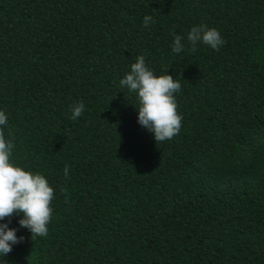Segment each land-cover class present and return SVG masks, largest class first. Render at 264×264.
I'll list each match as a JSON object with an SVG mask.
<instances>
[{"label":"trees","instance_id":"1","mask_svg":"<svg viewBox=\"0 0 264 264\" xmlns=\"http://www.w3.org/2000/svg\"><path fill=\"white\" fill-rule=\"evenodd\" d=\"M201 24L218 51L190 50ZM139 55L181 83L159 144L120 85ZM0 110L10 160L55 190L47 236L0 220L24 237L0 261L264 264V0H0Z\"/></svg>","mask_w":264,"mask_h":264},{"label":"clouds","instance_id":"2","mask_svg":"<svg viewBox=\"0 0 264 264\" xmlns=\"http://www.w3.org/2000/svg\"><path fill=\"white\" fill-rule=\"evenodd\" d=\"M155 21L151 15H145L143 26L149 27ZM184 38L175 35L172 51L180 53L185 49ZM191 51H197V45L203 43L214 50H219L226 41L216 28H209L206 24L193 26L187 35ZM120 85L130 92L137 94L139 100L138 123L154 134L159 144L178 135L182 127V115L178 112L175 93L181 91L179 80L168 72L157 75L146 64L143 55H139L131 64V70L120 80ZM71 119L79 118L85 109L80 101L70 106ZM8 117L0 110V220L11 218L23 213L19 220L20 227L31 232V239L45 237L48 234V224L51 222L53 208L52 201L55 190L46 177L39 172L33 173L14 164L10 157L13 152V139H6L4 127ZM14 137V133H9ZM64 176L70 175V166L64 168ZM61 192L67 189L61 187ZM18 229L9 227L8 223H0V257L7 256L15 244L23 241L24 237L17 236ZM0 264H7L0 261Z\"/></svg>","mask_w":264,"mask_h":264}]
</instances>
